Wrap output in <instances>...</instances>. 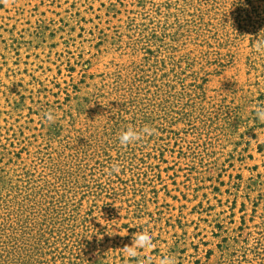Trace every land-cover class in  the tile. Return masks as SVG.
Masks as SVG:
<instances>
[{
  "label": "rangeland",
  "instance_id": "rangeland-1",
  "mask_svg": "<svg viewBox=\"0 0 264 264\" xmlns=\"http://www.w3.org/2000/svg\"><path fill=\"white\" fill-rule=\"evenodd\" d=\"M260 35L264 0H0V264H264Z\"/></svg>",
  "mask_w": 264,
  "mask_h": 264
},
{
  "label": "clouds",
  "instance_id": "clouds-1",
  "mask_svg": "<svg viewBox=\"0 0 264 264\" xmlns=\"http://www.w3.org/2000/svg\"><path fill=\"white\" fill-rule=\"evenodd\" d=\"M254 48L252 51L257 54L264 53V35H260L259 38L253 43ZM256 118L264 121V107H258L256 109ZM47 119L49 121H53L55 117L52 114H47ZM155 129L149 128L145 126L142 129H135L134 127H128L123 130L119 137V144L121 146H128L134 144L142 139L144 136H151L155 133ZM120 172L119 166H113L109 171L108 175H112L113 173L118 174ZM153 246L152 238L147 234H134L133 241L130 246H125L123 251L129 256H136L140 252L147 251L151 249ZM161 264H175V260L173 258H167L161 261Z\"/></svg>",
  "mask_w": 264,
  "mask_h": 264
}]
</instances>
